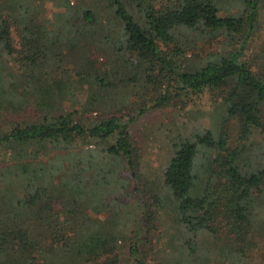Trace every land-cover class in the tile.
<instances>
[{
    "label": "trees",
    "instance_id": "1",
    "mask_svg": "<svg viewBox=\"0 0 264 264\" xmlns=\"http://www.w3.org/2000/svg\"><path fill=\"white\" fill-rule=\"evenodd\" d=\"M226 1L234 7L223 10ZM263 12L264 0H0V264H264V234L253 218L264 212V166L244 173L238 165L256 135L264 142V75L244 60ZM244 29L233 50L207 53L197 42L206 35L213 47ZM93 33L136 60L141 72L129 86L135 90L140 75L153 88L148 103L135 92L111 96L130 60L106 64L85 53ZM67 73L88 88L79 106ZM205 97L226 103V115L217 138L205 131L173 144L164 186L183 227L158 235L162 197L141 171L130 127L150 110H196ZM82 141L107 161L90 163L83 181H57L43 157L82 173ZM198 144L215 152L205 158L200 195ZM191 220L204 238L184 232Z\"/></svg>",
    "mask_w": 264,
    "mask_h": 264
},
{
    "label": "rangeland",
    "instance_id": "2",
    "mask_svg": "<svg viewBox=\"0 0 264 264\" xmlns=\"http://www.w3.org/2000/svg\"><path fill=\"white\" fill-rule=\"evenodd\" d=\"M69 1L72 4L81 6L83 5V1L86 0ZM220 7L223 10H227L231 9L230 7H234V4L226 1L222 2ZM46 9L47 17L51 19V22L59 31L60 44L67 45L69 43L68 37L61 28L58 13L52 10V6L49 3H47ZM257 24L255 26L257 31L251 37V42L248 46L247 52L245 53L246 57L244 60L246 59L247 62L253 65V69L255 71L264 75V12L259 20V23ZM243 31V34L239 35L235 39H231L227 35H223L213 47L207 45L208 37L206 35L200 36L197 42L199 43L200 47L207 51V53L219 49L233 50L237 45H241L246 39L248 30L244 29ZM91 41L92 44L89 46L90 50H86L84 52L88 54L92 53L93 57L102 63L108 64L110 60L117 58L120 60L122 57H125V59L128 58V60H130L128 63H126L125 69L122 72V80L118 79V83L113 87L111 96L115 97L116 95H127L129 93L131 94L135 92L137 94L136 98H138L139 102L144 104L148 103L149 100L154 96L153 88L151 86L144 87L142 85V78L140 75V77L138 76L137 78V86L135 90L129 86L130 75L132 73L138 74L141 72L136 60L125 56L124 53H119L114 50L113 43H115V41L112 43L104 42L96 33L92 34ZM199 54L201 53L199 52ZM189 55L192 56L193 54L190 53ZM65 77L67 82L74 87V93L71 96L73 99L72 106H79L86 101L88 88L87 86L74 81L75 79L72 78L71 74L67 73L65 74ZM134 107H138V104H136ZM227 107L228 105L222 102L217 105H211L209 98L205 97L202 101H200L199 107H196V110L194 107L188 108L186 113H181L180 111L172 109L150 110L130 127L131 134L135 137L141 147V171L146 179L150 182V186H152L156 192L161 194L162 197L163 204L157 223L158 235L170 229L175 230V228H179V226L181 228L183 227L180 223L181 214L178 213V207H176V203L174 202L171 195H168V188L164 186V173L173 156V144L178 143L184 138L195 139L197 135H200L205 131H210L213 137L217 138L221 121L226 115ZM192 109H194L195 112L190 115ZM197 109L200 110L197 112ZM186 115H189V117ZM24 116L26 117L27 115ZM260 141L261 136L256 135V138L252 140V147H250L246 155L240 159L238 165L244 173L256 172L264 166V142L259 143ZM85 143L86 142L82 141L79 146V154L83 162L82 173H79L75 168H72L71 170H65L62 163L53 162L54 154L47 153L46 156L43 157V160L47 162V166H52L54 169L57 181L63 179L70 182L83 181V179L89 174V164L100 158L103 152L99 147L94 145H85ZM214 153V150L208 149L204 147V145L198 144L197 146L194 172L197 173L198 171L201 175L200 179L197 180V184L199 186L197 195L202 193L200 190L203 187V179L205 177L203 167L206 165L205 158L213 155ZM105 161H107V159H104V161L99 159L95 162L98 167L104 165ZM115 163L117 164L118 168H125L121 158L116 159ZM124 178H126L124 175L121 176L119 178L120 182L118 181V183L121 184ZM129 183L130 189H133L136 186V182L133 178L129 177ZM126 184L128 185L127 182ZM92 190L100 191L102 188L92 187ZM112 204L113 203L111 202V205ZM117 206L120 207V204L118 203ZM132 210L136 212L137 207L134 206ZM104 216L106 219V224L110 226V219L107 215L104 214ZM253 218L257 223L255 230L261 231L262 234H264V212H261L260 210L256 211ZM189 223V225L187 224V230H184V232L189 234V237H195L198 234V238H204V230L195 225V221L193 220H191ZM158 235L153 241L157 246L161 244V242H158L157 240ZM262 248L264 249V243L262 244Z\"/></svg>",
    "mask_w": 264,
    "mask_h": 264
}]
</instances>
